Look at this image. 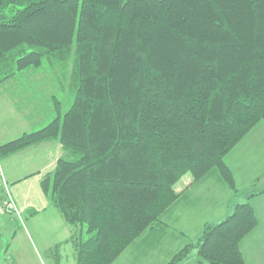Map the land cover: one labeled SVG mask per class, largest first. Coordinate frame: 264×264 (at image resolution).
Instances as JSON below:
<instances>
[{
	"label": "trees",
	"instance_id": "obj_1",
	"mask_svg": "<svg viewBox=\"0 0 264 264\" xmlns=\"http://www.w3.org/2000/svg\"><path fill=\"white\" fill-rule=\"evenodd\" d=\"M44 59H71L72 103L62 114L51 97L53 118L0 144V159L59 142L41 188L92 234L71 235L75 264H111L180 197L184 174L216 172L235 190L225 156L264 121V0H0V85L25 84ZM260 193L166 264L193 249L197 264H245Z\"/></svg>",
	"mask_w": 264,
	"mask_h": 264
},
{
	"label": "crops",
	"instance_id": "obj_2",
	"mask_svg": "<svg viewBox=\"0 0 264 264\" xmlns=\"http://www.w3.org/2000/svg\"><path fill=\"white\" fill-rule=\"evenodd\" d=\"M1 140L3 141L0 144L10 141ZM62 154L63 149L58 141L46 140L28 147L23 152L0 159V177L6 184L7 197L9 196L19 208L21 217L18 221L21 226H17L16 232L11 237L13 264H27L26 259L21 256L26 251L25 242L32 249L36 248L49 258L53 249L55 251L65 250L69 239L72 240L71 228L64 223L59 212L41 188L42 178L54 171L56 162ZM185 182H192V177L187 176ZM196 185L198 184L193 183L186 189L183 186V193L176 200L183 199V202L179 201L176 204L175 201L174 205L182 202L183 208L177 209V214L175 211L177 217H172L170 221H176L179 227L178 229L176 227L174 235L167 231L160 233L163 235L160 239L166 241L165 244L153 243L139 250L138 247L144 246L140 239L152 230L148 229L143 232L145 234L141 233L142 236L139 239H135L133 243H138L135 247H132L133 243L128 245L111 264H166L185 245H195L198 242L203 224L224 219L233 211L237 203L245 201L234 199L233 195L225 201L218 200L216 196L208 200L211 195L203 196L197 193L194 190ZM249 203L257 217V225L242 238L239 247L245 264H264V193L250 197ZM180 237H183L181 247H179L182 244H179ZM72 245H74L73 241ZM162 246L167 249L162 251L160 248ZM156 247L160 248V251L156 252L157 255L150 254V249ZM174 247L173 251L168 249ZM55 259L50 258V263L58 264ZM197 259V252L193 249L177 264H197Z\"/></svg>",
	"mask_w": 264,
	"mask_h": 264
},
{
	"label": "rangeland",
	"instance_id": "obj_3",
	"mask_svg": "<svg viewBox=\"0 0 264 264\" xmlns=\"http://www.w3.org/2000/svg\"><path fill=\"white\" fill-rule=\"evenodd\" d=\"M43 62V66L34 71L35 74L29 75L28 78H26L27 82L25 84L19 85L16 81L11 80L5 85H0V143L3 141L1 139H5L6 141L15 139L23 133H28L45 126L54 116V100H52L51 97H55V100L59 101L60 112L62 114L71 105L73 100V90L69 87L72 70L71 59H69L64 66H51L47 59H44ZM225 161L233 174L235 190L230 189L222 182L215 172L213 175L205 176L198 181L192 180V182H185L187 176L191 175L188 173L184 174L176 182L174 186L175 192L181 195L184 189L193 183H197L200 186L196 185L194 190L203 196L210 194L211 196H209L208 200L216 196L218 200L225 201L229 200L233 195L234 199L243 201L246 199V194L250 190L263 189V120L259 121L258 124L237 143V145L225 156ZM184 182L186 184L185 186L183 184ZM2 193L0 192V214L4 215H0V264H13L14 259L11 254L12 249L10 246L11 237L16 232V229L21 226L18 222L21 220L20 210L17 207L19 214H16L12 209L3 210L1 206L6 202L7 192H5L4 189ZM179 201L183 202V199ZM179 201H176V204ZM182 202L178 203V205H171L168 209V213L161 215L160 219L150 228L152 230L147 234L143 233L145 235H143L140 241L142 240L141 243H144V246L138 247L139 250L153 243L165 244L166 241L160 239V237L163 236L160 234L161 232L167 231L169 234L171 233L173 235L176 233L175 229L176 227L178 229L179 225L176 221H170V219L172 217H177V209L180 210L183 208ZM231 211L232 210H230V212ZM182 214L181 212V217L183 216ZM15 218L17 220H15ZM205 224H203L202 230ZM71 231V235H73V232L75 234V240L76 238L86 240L92 236L91 233L87 232L85 225L71 228ZM141 236L140 234L137 238L139 239ZM180 238L182 240L179 239V244H182H180L179 247L183 245V237ZM136 244L138 243H133L132 247H135ZM67 246L65 250L58 249L55 251L53 249L51 257L47 258L36 248L32 249V247L25 242L26 251L25 254L21 256L26 259L27 264H53V262L50 263V258H53V260L56 258L55 260H57L58 264H75V253L74 248L72 249V246L74 247V245H72V240L69 239ZM157 248L158 247L150 249V254L155 253L154 255H157L160 248L162 251L167 249L165 246ZM155 249L157 250L154 251ZM168 249L173 251L175 247ZM170 259L167 262H169Z\"/></svg>",
	"mask_w": 264,
	"mask_h": 264
},
{
	"label": "built area",
	"instance_id": "obj_4",
	"mask_svg": "<svg viewBox=\"0 0 264 264\" xmlns=\"http://www.w3.org/2000/svg\"><path fill=\"white\" fill-rule=\"evenodd\" d=\"M5 189V192H7V187L3 179L0 177V192ZM3 210L12 209L16 214H19L17 211V206L15 205L14 201L8 196L6 198V202H4V205L1 206Z\"/></svg>",
	"mask_w": 264,
	"mask_h": 264
}]
</instances>
